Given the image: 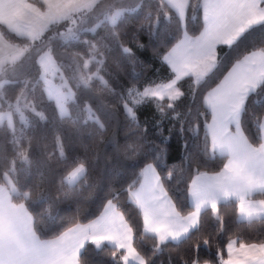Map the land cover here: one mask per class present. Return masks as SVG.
<instances>
[{
	"label": "trees",
	"instance_id": "obj_1",
	"mask_svg": "<svg viewBox=\"0 0 264 264\" xmlns=\"http://www.w3.org/2000/svg\"><path fill=\"white\" fill-rule=\"evenodd\" d=\"M116 8L124 13L112 24L107 16ZM80 23L84 28L72 30V25ZM184 27L189 36L200 35L202 10L187 9ZM0 30L12 43L27 47L23 57L4 66L0 75V83L7 81L0 85V110L18 104L26 117L25 122L17 117L14 128L0 125V185L11 191L14 203L29 210L40 240L56 239L69 228L92 222L111 200L132 228L133 247L145 264H191L194 256L200 264H220L233 241L246 246L264 244V219L240 221L236 201L219 204L218 213L204 210L199 231L190 233L191 239L161 244L146 234L142 211L131 199V191L142 181L143 168L159 162L160 149L164 157L157 171L162 177L172 173L164 186L181 216L193 209L189 187L195 174L223 171L227 157L211 149L205 97L236 59L264 51V25L249 29L230 48L219 46L216 70L197 84L192 77L180 80L181 95L176 100L147 98L138 103L134 102L138 95L134 98L129 93L169 83L175 77L160 54L167 55L183 34L178 14L170 5L165 7L164 0H101L94 13L53 23L34 41L19 38L2 26ZM123 48L130 49L135 59ZM45 52L53 54L74 89L68 116H59L54 101L46 95L39 66ZM84 60H91L87 69ZM97 73L108 82L107 88ZM82 76L91 77L88 85ZM125 105L133 109L135 120L127 115ZM262 112L264 88L249 97L241 117L244 134L254 146L260 142L263 121L253 122L254 116ZM187 153L196 160L191 167ZM80 162L85 164V174L70 185L65 179ZM253 198L264 200V194ZM197 245L199 250L194 252ZM113 250L88 243L81 264H113Z\"/></svg>",
	"mask_w": 264,
	"mask_h": 264
},
{
	"label": "snow or ice",
	"instance_id": "obj_2",
	"mask_svg": "<svg viewBox=\"0 0 264 264\" xmlns=\"http://www.w3.org/2000/svg\"><path fill=\"white\" fill-rule=\"evenodd\" d=\"M93 0H79V5L89 7ZM175 7L180 21L183 38L178 39L171 51L160 54L163 61L171 67L176 78L171 83L161 84L155 88H145L142 93H129L140 97L158 98L164 100L169 97L175 100L181 93L175 85L182 76L195 75L199 81L202 77H209L219 66L218 46H233L240 37L254 26L264 25V0H164V6ZM191 8L193 12L202 10L205 24L200 35L191 37L184 27L185 12ZM72 10L68 6L66 10L48 23L60 22L67 19ZM163 13L164 9H160ZM120 13L116 12L110 17L115 24ZM151 24L153 17H147ZM75 23V21H73ZM47 27V24L44 25ZM151 31V29H148ZM72 32L71 29L68 30ZM74 38L76 34L73 33ZM93 52L97 51L92 44ZM131 59V50L123 48ZM91 60H84L83 67L87 69ZM102 63V61H101ZM105 87L108 82L96 74ZM90 76H82L84 85H88ZM264 88V51L252 52L235 60V63L224 74L215 88L207 93V115L211 123L207 121V134L211 137V149L217 150L227 157L224 169L216 176L195 174L189 187L193 209L181 216L176 206L172 203L168 192L165 190V182L171 177L168 172L162 177L157 171L159 164L163 162L164 150L160 149L158 163H147L140 173L143 182L138 190L129 191L135 198L139 207L143 210L144 229L159 237L161 243L167 240L180 241L190 233L199 231V223L202 210L208 208L212 213H218V204L235 198L238 201L239 211L242 216L252 219L253 209L258 208L260 214H264V200L253 203L249 197L254 192L264 193V136H261L258 146H254L244 134L241 123L242 113L248 99L258 89ZM110 90V89H109ZM259 103V101L257 102ZM171 108L172 104H168ZM127 115L133 120L136 115L131 107L125 105ZM63 114V113H62ZM205 115V113H200ZM264 119V112L254 116L255 123L259 124ZM103 127V124H100ZM264 128V124H260ZM207 144V141H206ZM64 154L63 147L60 148ZM191 167L196 163L191 153L185 157ZM156 158H154L155 160ZM85 172V164L79 163L75 170L68 176V182H74ZM139 179V177H138ZM0 213L7 217V222L0 224V264H81V252L85 249L86 242L100 248L105 242L113 246V264H131L139 261L144 264L139 253L132 244V228L125 221L122 213L116 210L109 200L103 214L98 219L87 225H78L69 228L67 232L55 240H40L31 226V218L26 214H19L7 206H0ZM218 219L219 216L217 217ZM228 245L229 259L224 264H264V244L240 245L241 250L247 249L246 259L233 261L231 259L233 244ZM208 241H204L207 247ZM199 245L193 250L198 251ZM259 252V256L252 254ZM119 253V255H118ZM219 255V253L217 254ZM191 264H200L193 257Z\"/></svg>",
	"mask_w": 264,
	"mask_h": 264
},
{
	"label": "crops",
	"instance_id": "obj_3",
	"mask_svg": "<svg viewBox=\"0 0 264 264\" xmlns=\"http://www.w3.org/2000/svg\"><path fill=\"white\" fill-rule=\"evenodd\" d=\"M51 2H53V4H60V6H63V5L75 6L73 9L82 8V6L79 5V0H38V1L37 0H0V26L4 27L6 29V31L10 32L11 34H13L19 38L28 39V40H30V39L36 40L41 36L40 34L42 33V31L46 29L44 27V25L48 23V18L46 17V13H47V11H49L48 5H50ZM96 2H97V0H93L91 5H93L94 3L96 5ZM58 10H62V8L58 9ZM175 12L177 13V10H175ZM186 12H187V10H186ZM186 12H185V17H186ZM184 20H185V18H184ZM50 25H52V24H50ZM204 27H205V24H204ZM203 30H204V28H203ZM11 43L12 42L9 41L3 35L2 31L0 30V63L3 65L2 67H4L5 64L8 63L10 58L14 57L13 55H15V53H16L17 49ZM256 52L259 53L261 51H256ZM174 75L176 77L175 73H174ZM188 76H192L193 78L197 79L195 75H188ZM188 76H182L181 79L186 78ZM203 78H205V77H202L201 79H203ZM206 97H207V95H206ZM206 97H205V102H206ZM206 105H207V103H206ZM210 123H211V120H210ZM262 124H264V119L262 121ZM261 129H262V136H264V128H261ZM216 152L218 154H220V152L218 150ZM218 174L219 173H216V174H206L205 173L203 175L216 176ZM142 182H143V178H142L141 183ZM138 188L135 189L134 191L138 190ZM258 194H264V193L259 192V191L254 192L250 195L249 199L253 203H258L259 201H261V199L253 198L255 195H258ZM131 199L134 201V203H136L135 198L132 195H131ZM189 199H190L191 205L193 206L192 199L190 196V192H189ZM229 201H236L238 203V201L235 198H232L231 200H228V201H221L219 204L229 202ZM172 203L174 204L173 200H172ZM112 204L114 205V203H112ZM0 206H7L9 209H14L16 212H18L21 215L26 214L27 217L31 218V226L34 230V220H33L31 213L29 212V210L23 204L14 203L12 200L11 191L3 185H0ZM137 206H139V204H137ZM115 208H116V206H115ZM207 209L208 208H206L204 210H207ZM116 210L119 211L117 208H116ZM204 210H202V212ZM141 211L143 214L142 209H141ZM253 213H254L253 218L248 219V218L241 215V213L239 211V206H238V217H239L240 221L246 222V221L264 219V214H260L258 208H254ZM143 218H144V216H143ZM6 222H7V217L5 215H3V213H0V224H4ZM84 225H87V224H84ZM75 227H77V226H75ZM145 232L148 235L156 237L157 240L159 241V243H161L159 240V237L156 236L154 233H152L150 231H145ZM185 238H182L180 241L184 240ZM53 240H55V239H53ZM46 241H51V240H46ZM180 241H178V242H180ZM168 242L177 243V241L167 240L166 242L161 243V244H165ZM88 243H90V242H86V245ZM132 244H133V232H132ZM86 245H85V247H86ZM104 245H108V246L113 247L112 245H110L106 242L102 246H104ZM83 251H84V249L82 250V252ZM82 252H81V254H82ZM246 253H247V249L241 250L240 245H238L235 242L233 244V252H232L231 259L234 262L239 261V260H245L246 259ZM252 254L259 256L258 250L253 252ZM228 259H229V256H228V247H227V258L220 264H224V262H226ZM131 264H139V261L138 260L135 262L132 261ZM144 264H145V261H144Z\"/></svg>",
	"mask_w": 264,
	"mask_h": 264
},
{
	"label": "rangeland",
	"instance_id": "obj_4",
	"mask_svg": "<svg viewBox=\"0 0 264 264\" xmlns=\"http://www.w3.org/2000/svg\"><path fill=\"white\" fill-rule=\"evenodd\" d=\"M99 1H101V0H97L96 5H97V3ZM174 2H176V0H174ZM96 5L94 3L93 5H90L87 8L82 7L79 10H75V11L72 10L70 12V15H69V17L67 19L73 18V17L79 18V16L82 13H84V14L94 13V9H95ZM48 7H49V11H47L46 17L48 18V21H49L51 18L56 17L57 15L62 14L66 10V8L68 6H66V5L60 6V4H53V2H51L50 5H48ZM74 7L75 6H71V8H74ZM61 8H62V10H58V9H61ZM107 8L108 7H106L105 9H107ZM172 8H174L176 10L175 7H172ZM105 9H103V10H105ZM116 12H119L120 15H121V14L124 13V9H122V8H116L112 14H109L107 16V19L110 20V17L112 15H114ZM120 15H119V17H120ZM64 20H66V19H64ZM64 20H61V21H64ZM53 23H57V22L47 23L46 29L43 30L40 35L44 34V32L49 28V25L50 24H53ZM97 25H98V23L93 27V29ZM82 27L84 28V24L83 23L75 24V25H72L71 26L72 30H76L77 28H82ZM31 41H34V40H31ZM11 44H13V46L17 49L15 55H13L14 57L10 58V60L7 63V64H9V65L12 66L18 60H20L23 57V55L27 52V47L20 46L17 43H11ZM7 64H5V66H8ZM2 66L3 65L0 63V75L3 74V69L6 68V67L3 68ZM39 66H40V70H41L42 79H43V82H44V89H45L46 95H47V97L49 99H51V100L54 101V103H55V105L57 107V112H58L59 116L64 117V116L70 115L71 109H70L69 103H71L72 101L75 100L74 89L71 87V85H70L68 79L66 78L64 72L58 66L57 61L55 60L53 54L51 52H45V53H43L39 57ZM188 77H192V76H188ZM175 78L176 77H174V79ZM182 79H180V80H182ZM192 79H193L194 83L197 84V83L201 82L204 78L203 79H200L199 81L197 79L193 78V77H192ZM180 80H178L177 83H176V85H175L176 89H178V90H179V88H178L177 84H178V82ZM6 82H7L6 80H3L0 83V85H3ZM169 83H171V82H169ZM155 87H157V86H155ZM155 87H148V88H155ZM143 91H141L140 93H142ZM179 92H180V90H179ZM135 93H137V92H135ZM135 96H134V98H135ZM147 98H149V97H140V96H138L135 99L134 102L135 103H138V102H141V101H143V100H145ZM165 98H168L169 100L172 101V99H170L167 96ZM17 117H18V120L19 121L25 122V119H26L25 112L21 108V106L18 105V104L14 108H12V109H9V110H0V125H4L5 124V125H7L10 128H14V126L16 124ZM85 171H86V168H85ZM84 174H85V172L82 175H80L74 182L69 183L67 178H68L69 175H71V173H70L66 177L65 180H66V182L68 184L73 185L82 176H84ZM140 258H142V257L140 256ZM143 260H144V258H143Z\"/></svg>",
	"mask_w": 264,
	"mask_h": 264
}]
</instances>
